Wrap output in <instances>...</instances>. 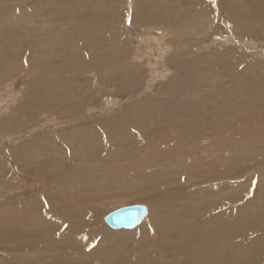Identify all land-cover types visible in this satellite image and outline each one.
I'll use <instances>...</instances> for the list:
<instances>
[{
    "label": "bare ground",
    "instance_id": "obj_1",
    "mask_svg": "<svg viewBox=\"0 0 264 264\" xmlns=\"http://www.w3.org/2000/svg\"><path fill=\"white\" fill-rule=\"evenodd\" d=\"M170 1L0 0V60L8 58L14 66L0 72V83L12 74L26 77L31 91L18 98H33L40 107L23 121L17 113L0 120L8 142L21 143L11 156L0 149L7 159L0 160V182L10 178L9 185L19 190L17 201L2 209L3 220L11 213L20 228L1 235L5 262L51 264L63 251L54 264H178L166 261L176 252L187 256L184 264H224L225 252H243L227 247L228 239L252 234L255 259L244 263L260 264L264 223L247 224L264 211L261 187L251 192L253 178L264 177V151L257 147L264 141V66L245 62L234 48L221 54L203 42L219 14L216 4L228 15L225 25L245 36L264 34V0ZM177 6L182 11L176 14ZM230 8L236 11L228 14ZM79 35L85 39L77 41ZM210 60L219 72L215 79L196 76L217 90L211 112L199 111L196 100L183 105L177 92L169 102L153 93L142 100L137 95L105 123L55 128L38 142L31 130L23 133L40 117L83 113L94 100L92 80L133 95L143 76L148 83L150 76L164 78L169 61L171 89L179 79L199 82L183 70ZM140 67L148 69L149 80ZM240 76L249 78L244 82ZM227 78L238 85L233 98L220 84ZM124 156L131 163L120 160ZM35 190L39 193L32 195ZM108 190L115 197L101 195ZM25 193L30 199L20 198ZM248 193L251 200L245 201ZM141 204L147 214L132 229L114 231L103 223L107 213ZM109 243L115 255L102 257Z\"/></svg>",
    "mask_w": 264,
    "mask_h": 264
},
{
    "label": "rangeland",
    "instance_id": "obj_2",
    "mask_svg": "<svg viewBox=\"0 0 264 264\" xmlns=\"http://www.w3.org/2000/svg\"><path fill=\"white\" fill-rule=\"evenodd\" d=\"M34 1L35 0H32L31 3H33ZM121 1L124 4L126 1H133L136 5H138L140 0H121ZM140 4H142L144 6L143 3H140ZM215 6L217 7V10L219 9L220 11H219V14L217 15V19L214 21V24H212L209 31L207 32V34H206L207 36H206L203 44L204 45L206 44V46H208V45L212 46L215 49V50H213V52L221 53V54L226 52V49L228 50V48H230V47L234 48L236 50V53H242L243 54L242 58H245V62L253 63L255 65H257L258 63H263V64H261L262 67L256 66V67L262 69L264 66V34L256 35V36H245V35H243V33L237 32L236 30H234L235 29L234 27H236V26L225 25V24H227L226 20L228 17L225 10H223L220 7V5H218V4H216ZM253 6L254 5H250L249 7H253ZM180 11H182V7L178 8V6L176 7V10H172V12L176 13V14L179 13ZM235 11H236V9L230 8L228 11V14L233 13ZM86 14H88V13H86ZM90 15H91V12H90ZM90 15L88 16V18L90 17ZM152 34L154 36H156L154 33H152ZM134 35L138 36V33L135 32ZM78 37L79 38H77V41L78 40L83 41L85 39V36L79 35ZM129 37H131V35ZM135 38H137V37H135ZM191 45L193 47L198 46L196 43H191ZM172 46H175V45H172ZM221 46H222V48H221ZM23 50H24V48H23ZM166 51L168 53L170 50L167 49ZM153 56L155 57L156 54H154ZM167 59H168V57H167ZM8 60H9L8 58H7V60L6 59L0 60V72H4V71L8 70L9 68L11 69L12 67H14L13 63L11 64V61H8ZM130 60L132 61V58H130ZM212 60H213V58H212ZM212 60H210L208 63H200L198 66H196V68L194 70H188L187 68H184L183 73H182L183 75L186 73L187 77L190 78L191 80L195 79L194 77H197L196 81H199V82H192L188 79H179V82L177 81L176 86H173L171 89H169L170 86L167 88V85H169V83L172 85V83L174 82L173 76H172V75H174V73L170 74L171 73L170 70H173V68H171L169 61L164 62L165 65L168 63L167 66H169L168 67L169 70L166 71L164 73V76H163L165 79L162 77H159V76H154V77L158 78V79L156 78V80H155L154 77L150 76L147 68H142V70H141V67H140V70L142 71V73L147 76L146 80H149L151 78V81L148 83L147 81H145V76H143V78L141 80H138V83H136V88L132 92L133 95H127L126 93H116L117 86H115V84H112V83L105 84L102 82H96V81L92 80L93 86L91 88V92H92V96L94 97V100H93L92 104H88L86 107L82 108L83 110L85 109L84 111H82L83 113H81V111H78L77 113L71 114L68 118L67 117H58V118L54 119L51 115L48 118L40 117L38 122H36L32 128L34 130L37 129L36 131H33L30 128V129H25L23 131V133H26L28 135V133L31 130V132H32V133H30L31 138H33L34 141L38 142V141L45 139L47 136L51 135L50 132L54 131L55 128H56L55 132H57V131L59 132L63 128L66 129V128H69V127L74 126L76 124H78V125H82L84 123L90 124V123H95L96 121H101V120H105V121H103V123H105V122H108L113 116L118 115L117 114L118 107L121 106L123 108L126 103H128L130 101L131 102L134 101L135 97L137 95L142 100L143 98H148L153 93L155 95H157L158 98H165L166 101L169 102V98H173L174 93L177 92L179 95L177 96L176 100L180 103L183 100V102H182L183 105L187 104L190 101L196 100L197 101V108L199 109V111L211 112V111L215 110L214 107L216 105V101L214 100L212 91L217 92V90H215V88L211 89L212 84L209 81L204 82L203 78L196 76V73L201 74L200 72H202L204 75H207L208 77L214 76V79H215V77L218 75L219 72L216 69L215 65L210 66V63ZM163 61L159 62V65H157V67L159 68L160 71L162 70L161 66L163 65ZM140 65H142V64L139 63V66ZM140 70L138 72H140ZM166 73H168V74H166ZM8 75H10V74H8ZM149 76H150V78H149ZM240 77H241L242 81H244V82H247V79L249 78L247 76H245V77L240 76ZM254 77H256V76L254 75ZM214 81H217V80H214ZM187 83H192V84H187ZM29 84H30L29 80L26 79V77L22 78L21 76H17L16 74L10 75L9 79H5L4 82L2 81L0 83V120H3L4 118H7V117L17 113L16 115L19 116V118L22 119V121H23V117L26 115V113H29V112L35 113V112H38L40 110L39 105L37 103H35L33 98H29V99L24 98V100H22L23 98L22 99L18 98L22 94H24L26 92L28 93L29 91H31V89L29 88V86H30ZM220 84H221V86H225V88L228 92V95L231 97L235 96V94L238 91V85L236 84V82H234L228 78L223 79ZM147 86H148L149 90H146ZM6 103H8V104H6ZM94 103L98 106L93 105ZM93 106H96V107L94 108ZM109 111H110V113L106 114V112H109ZM79 113H81V114H79ZM177 117L179 118V120H183L182 119L183 116L177 115ZM91 120H94V121H91ZM27 121L32 122L29 118L27 119ZM35 121H33V122H35ZM71 123H72V125H71ZM63 124H65V125H63ZM182 125H183L182 128L185 127L184 123H182ZM189 127L192 128V126H189ZM242 135L246 138V136L248 134L242 133ZM242 135H240L241 140H242ZM8 137L9 136L7 134L4 135V133H1V131H0V149L6 150L7 152L5 151V153L7 154V156L8 155L11 156L12 155L11 152L14 149H16L18 146H20L21 143L20 142H14V141L8 142V140H7ZM28 139L25 138V140H28ZM259 141L262 143V147H261V144H259L260 142L258 143L259 145L257 147L262 152V151H264V141H262V140H259ZM0 157H1L0 160H2V161L7 160L6 158L3 157V155H0ZM263 159H264V157H263ZM120 160H123L126 163L127 162L131 163L126 156H124ZM14 163L16 164V162L10 161L7 165H8V167H12L13 170L16 172ZM120 163L121 162H119V164ZM114 166H115V163H114ZM261 167L264 168V163L261 164ZM257 172H260V170H258ZM13 177L15 180L17 179L16 181H19V178H21L20 175L17 173ZM259 178L260 177H258V176H255L253 178V180L251 182L253 185L251 192L255 191L256 188H258V187H261V190H263L262 192H264V177L263 178L261 177L263 179L261 181H259ZM26 183H28L27 180H26ZM251 183H249V184H251ZM2 184H6V186L4 185V188H3ZM9 184H13V181L10 180V178L4 179L3 181L0 182V252L2 251L1 244H4L3 239L1 238V235L3 233L8 235V234H11L12 232H16L20 229L19 227H16L17 225H14V223L10 219L13 217V214L10 213V215H9L10 217L8 216V219L5 218L6 221L3 220L4 214L2 212V209L4 207L6 208L8 206H11L12 203L16 202L17 198H18L19 190L16 189V187H14V186L12 187V185H9ZM1 185H2V187H1ZM22 189L23 188L21 187L20 191H22ZM111 191H114V190H108V191L104 192L105 194L103 193L101 195H106V197L107 196L108 197H112V196L115 197L114 192H111ZM37 193H39V191L35 190L32 195H37ZM25 194H24V196H21L20 198L30 199V196L28 194H26V195ZM249 195L250 194L248 193L247 194L248 198L245 201L251 200ZM12 198H14V199H12ZM141 205L144 206L145 208H147L146 209V212H147L148 211L147 205H145V204L144 205L141 204ZM236 205H237L236 203L230 204L229 209L233 210L236 207ZM24 207H27V205H25ZM146 214H145V216H146ZM107 215H108V213L103 217V223L107 226V228H109L111 230L112 228H110L107 225V223L105 222V217ZM257 215L258 216L255 217L252 221H248L249 223H251V224H247L248 226H250V227H251V225L258 226L257 222H259L260 224L264 223V211H262V208L260 209V212L257 213ZM145 216H144V218H145ZM112 230H114V229H112ZM120 230H124V229H119L116 231H120ZM126 230L127 229H125L124 231H126ZM27 231L31 232L30 229H27L26 232ZM25 233H23V234L25 235ZM25 237H26V235H25ZM125 237L127 238V237H131V236H125ZM26 239H28V238H26ZM253 239H254V236L252 234H248V235L244 234V235H241V237L239 235L237 238L228 239L229 244L227 247H230L231 249H234V248L238 249L237 247L240 246V247H243V252H242V255H234V254H231L230 252H225L226 258H224V264H245L244 263L245 261H249V260L254 261L255 258L252 255H255V254L253 253L251 248L249 249V244L252 243ZM148 243H151V242L148 241ZM104 247L108 250L102 257L108 256V255L112 257L115 255L114 250L116 248L113 247V245H111L109 243L108 245L106 244ZM3 251H4V253H6L4 249H3ZM231 252H233V251H231ZM222 254H224V252ZM248 254H251V257H253V258L252 259L246 258V255H248ZM63 256H64L63 251H61L60 255H58L56 257L52 256V260L50 261L51 264H54L57 259L63 258ZM172 256L173 257L167 258L168 260H166V261H172V262L175 261L178 264H184L188 261L187 256L180 255L179 253L177 254L176 252L173 253ZM239 256H241V257H239ZM80 258L84 259V257H80ZM4 259L5 258L2 259L0 257V264H10L8 262H5L6 259L5 260ZM150 260H153V259H150ZM258 260H259L258 262L260 264H264V256L259 257ZM121 262H124V261L122 260ZM170 263L171 262H169V264ZM100 264H104V263H100ZM248 264H254V263H248Z\"/></svg>",
    "mask_w": 264,
    "mask_h": 264
},
{
    "label": "water",
    "instance_id": "obj_3",
    "mask_svg": "<svg viewBox=\"0 0 264 264\" xmlns=\"http://www.w3.org/2000/svg\"><path fill=\"white\" fill-rule=\"evenodd\" d=\"M145 212L142 206L124 207L108 214L105 222L112 229H132L140 223Z\"/></svg>",
    "mask_w": 264,
    "mask_h": 264
}]
</instances>
